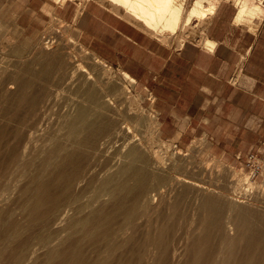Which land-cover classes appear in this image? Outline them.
Segmentation results:
<instances>
[{
	"label": "bare ground",
	"instance_id": "6f19581e",
	"mask_svg": "<svg viewBox=\"0 0 264 264\" xmlns=\"http://www.w3.org/2000/svg\"><path fill=\"white\" fill-rule=\"evenodd\" d=\"M105 1L122 8L152 34L173 35L183 28L186 32L193 22L205 23L219 6L218 0H193L189 6L187 0ZM235 4L236 19L250 20L251 27L252 19L264 16L263 0ZM200 40L207 47L216 46L208 36ZM93 62L104 65L100 72L89 67L94 64L80 62L67 78L68 86H76L82 97L63 101L56 88L50 103L42 106L41 117L28 115L0 130L6 147L20 146L7 147V156L0 160V264H264V193L235 198L242 185L256 187L254 173L235 169L229 195L224 193L229 186L207 173L213 171L207 161L205 166L185 163L184 172L178 170L172 161L176 155L170 159L159 144H152L156 121L132 92L130 84L137 79L127 71L113 74L100 58ZM76 71H81L79 80L73 79ZM222 164L218 166L227 165ZM11 165L18 168L20 179L15 183L10 182ZM198 169L211 180H199ZM183 205L191 209L193 219L188 231L179 232L184 228ZM150 211L157 218L136 221Z\"/></svg>",
	"mask_w": 264,
	"mask_h": 264
},
{
	"label": "crops",
	"instance_id": "0c3cea01",
	"mask_svg": "<svg viewBox=\"0 0 264 264\" xmlns=\"http://www.w3.org/2000/svg\"><path fill=\"white\" fill-rule=\"evenodd\" d=\"M78 4L0 0V14L25 37L39 33L50 12L73 23L86 48L149 89L161 135L177 145L207 136L218 150L264 157V16L252 33L235 22L236 4L224 1L206 24L214 48L189 40L175 47L109 1L89 0L79 14Z\"/></svg>",
	"mask_w": 264,
	"mask_h": 264
},
{
	"label": "rangeland",
	"instance_id": "374dc122",
	"mask_svg": "<svg viewBox=\"0 0 264 264\" xmlns=\"http://www.w3.org/2000/svg\"><path fill=\"white\" fill-rule=\"evenodd\" d=\"M88 1L89 0H76V2L79 3L78 9L80 7V10L82 11L85 4ZM218 1H219L218 5H220L224 1H230L235 6L236 0H218ZM255 1L258 2L260 0H255ZM186 2H187V6H189L190 3L193 2V0H187ZM81 5H83V7H81ZM237 9H238V6H237L236 10ZM236 10H235V12H236ZM79 11H77V12H79ZM5 18H6L5 15L2 16L0 14V124L3 123V125H5V126L1 125L2 127L0 126V130L5 128L6 126L10 127L14 123L17 124L19 122H22V120L26 119L28 117V115H30V116L32 115L33 117H36V119L41 117L42 116V110H43L42 106L50 103L49 100L53 96V95L51 96V94L52 93L54 94V92L56 91V88L58 89V92L60 93V95L64 98V99L62 98L63 101L70 100L69 98L73 99L74 97L75 98L82 97L84 94L82 95V92L79 91V89L76 86L72 87L70 84H69L70 86H68L69 81H67V78H69V79L71 78L70 73L76 69L73 67L77 63H80V62L83 64H86L87 62L91 63V64L87 63L86 64L87 66L94 64V66H89V67L90 68L93 67V71L97 72V73L100 72V69H102V67L104 66L103 64H101L100 66H102V67L100 68L99 65H97L96 63L93 62L96 58H99V57L96 56L92 51H90L88 48H86L80 42V33H79V30L74 26V24L69 22L68 20L62 18V16L55 14L54 12H50L49 20L45 23L44 28L39 33H37L36 35L34 34L32 36H28V37H25L23 35V33L17 27L12 26L8 21L5 20ZM261 18H263V15L260 17L257 16L256 18H254V20L252 18H250V19H252L251 21H253V23L256 24V25L253 24L254 27L253 26L251 27L252 22L250 23V20H247L246 22H244L243 20H240V19L237 20L235 18V22L237 24H240L243 27L249 29L253 33V32H255V29L258 28V24L255 23V20L261 19ZM202 22H200V23H202ZM207 22H208V19L205 23L203 22V24L199 23V25H197L195 22H193L190 26H187L189 29L186 32H184L186 30V28H185V30H183L184 28L181 29L182 32L179 30L180 34H179V32L177 34H174V35L169 33V32H165V33L160 32L157 34H155V33H153V34L156 36L158 35V37H160V39L163 42H165L166 44H168L170 46L180 47L179 41L181 39H185V41L189 40V41L197 42V43L203 45V43L201 42L200 39L207 37V35L205 33ZM193 24L195 27L193 26ZM191 29H193L192 31H194V33H192ZM188 31H189V33H187ZM203 32L205 34H203ZM186 34L189 37L186 36ZM48 36H53L55 38L56 42L51 43V45L48 47H45L46 45H49V43H46V39ZM165 36H167V37H165ZM169 36H172V38ZM40 46H42V47L40 48ZM49 47H51V49ZM43 48H45L46 50ZM37 50L39 51V53ZM30 51H31V53H30ZM61 51H63V52L61 53ZM40 52H41V55H40ZM45 52L46 53L49 52V53L45 54ZM65 52H67V53H65ZM69 53L72 54L73 56H75L73 59V56L71 55V58L73 60L70 58ZM81 54H83V55H81ZM33 55H34V57H33ZM45 55H47V56L50 55V56L47 57ZM54 55L55 56L57 55L56 57L58 59L56 57L54 58ZM58 55H59V57H58ZM51 56H53V57L50 58ZM86 58H88L90 60H88ZM57 60H58V62H57ZM61 60L64 61L63 62L64 65L66 63V65L64 67H63V64L60 65L62 63ZM69 60H72V61H69ZM70 62L72 64H70ZM102 63H105V62L102 61ZM29 65H30V67H29ZM59 65H60V67H59ZM67 65H69L68 68H67ZM41 67H42V69H40ZM106 67L109 69H112L111 72L112 73L114 72L113 74H115L117 76L121 75L124 72V70H122L121 68H117V67H114L111 65L108 66V64ZM65 68L67 70H65ZM55 69H57V70L59 69L58 70L59 73L56 70V72H57L56 76H55V74H53V73H55ZM39 72H41V73H39ZM77 73H79V74L77 75ZM65 74L66 75L68 74L69 76L67 75L68 76L67 77ZM80 74H81V71H78V72L76 71L74 76H73V79L79 80L78 77ZM239 74H240V71H238L236 75L239 76ZM43 75H45L47 78L44 77ZM57 76H60V77L65 76V78L64 77H62V78L58 77L57 78ZM57 79H59L60 81ZM60 82H63L62 86L59 85V84H61ZM130 83L128 82V84H130ZM64 84H65L66 88L63 87ZM135 84H137V85L135 86ZM58 86L61 89H59ZM130 86H131L132 92L134 91L136 93L135 94L133 92V94L136 96L138 95L137 98H138V101H141L140 102V105H142L141 107H144L143 109H145L147 112H149V113L151 112L150 116H153L155 121H156L157 129L153 133V135H152L153 137L151 136L153 138L152 140L155 143L153 142L152 144L155 146H157L159 144L158 148H160L161 152H164V155L165 156L167 155V157H169L170 159L172 158V156L176 155L175 157L172 158V161L174 160L173 162H175L176 166L178 165L177 168L180 167V168H178V170L181 169V171L184 172L183 167L186 164H190L192 162H197V163L200 162V164L202 163V165L208 164V163L212 164L213 171L211 170V167H210L211 173H209L208 171H207V173L210 176H212L211 174H214L213 175L214 178L212 180H214L216 178L215 181L216 180L218 181V179H219L220 182L221 181L225 182V183H222V182L221 183L224 185L225 188H227L229 186L228 187L229 190L224 191V193L225 194L229 193V195H232L231 192L233 191V188H232L233 182H235V180L237 178L236 176H234V173H233L235 169L239 170V171L240 170L244 171L248 174L254 173L253 181L256 180L255 181L257 183L256 187L251 188L250 186H248L246 184L242 185L243 188H242V190H240V196L241 197L235 195V198L237 197L239 199H248L251 196H254V195L256 196L259 193H264L263 192L264 188L259 187L260 184L262 186H264V157L262 155H260L257 150L245 152L243 154H237L234 152H224V151L218 150L212 144V142L210 141V139L207 136H195L190 142H188V144H186L184 146L177 145L173 139H168V138H165L164 136L161 135L158 113L156 111L155 104L153 101V95L149 91V89L146 88L144 85H142L138 81L134 82V84L132 82V85L130 84ZM20 87H21V89H20ZM74 87H75V89H74ZM63 88H64V90H63ZM69 88H70V90H69ZM45 89H47V90H45ZM72 89H74V90H72ZM60 90H61V92H60ZM75 90H76V92L74 93ZM65 91L67 92L66 94H65ZM68 91L70 93H68ZM25 92H27L28 94L24 98V96H21V95L24 94ZM49 92H51V93H49ZM142 97L144 99L143 102H142ZM34 101H36V104L34 103ZM37 102L38 103L40 102L39 105H37L38 104ZM11 119H12V121H11ZM16 119H18V121H16ZM14 120H15V122H14ZM4 122H8L9 124L6 123L7 124L6 125V124H4ZM6 130H8V129H6ZM199 140L201 142L200 144H199V142H196ZM204 141H206V142H204ZM192 142L193 143L195 142V143L193 144ZM164 143H166V144H164ZM5 145H6V143L0 141V150L2 152L0 154V156H1L0 160H2L3 157L7 156V154H8V150H7L8 146L6 147ZM11 145H10L11 148L15 145L13 148H15V150H17V149L20 150V146L18 144L11 143ZM10 146L8 148L11 150ZM198 146H200V147H198ZM252 153L256 155L255 160L250 159V156ZM219 159H220V161H219ZM182 161L183 162L185 161V162L182 163ZM222 162L229 165L230 167H232L234 169H232V168L229 169V166H227L225 164H224L225 168H221V167H224ZM256 164H259V166H260L259 170H256ZM218 165H220L221 167ZM0 168H1V165H0ZM17 169L18 168L16 165H11L9 168L10 172H12V173H10L12 175L10 178V182H12V183H15L17 181V179H20V177L18 176V173H17ZM215 169L217 171H215ZM227 169H228V171H227ZM231 169H232V172H231ZM218 170L219 171L221 170V171L218 172ZM203 171L204 170H202V169H200V171H199V169H198V171L196 170L195 174L196 173L197 174L195 176L199 180H200V178H201V180L205 179L206 181L208 179L211 180L210 176L206 175L207 173H204L206 171H204V172ZM186 172L187 171H185V173ZM215 172H218L219 176L216 175L217 173H215ZM221 172L224 174H221ZM202 174L206 175L205 176L206 178L203 177ZM220 174L224 175V176H221ZM220 176H221L222 180L220 179ZM233 179H234V181H233ZM231 180H232V183L230 182ZM23 182H24V180L21 179L19 183L22 184ZM229 183H230V185H229ZM230 188H232V190ZM248 189H249V191H248ZM241 192H243V193L241 194ZM255 192H257V194ZM249 199H252V198H249ZM181 207L184 209V211L182 208H180V213H181V210L184 213H182V215H180L181 218L179 216L178 217L180 218L181 224L183 221L184 225L182 224V226H184V228H181L179 232H185V231H188V229L191 227V223H189V222H191L193 219L192 218L193 213H192L191 209L190 208L188 209L185 205H183ZM254 209H256V208H254ZM188 212L191 216L187 215ZM151 216L152 217L155 216L154 218H157L156 214L153 213L152 211H150L148 213H145V215H143L140 219H137L136 221L138 223H141L146 218L145 222H147V220L150 219ZM187 217L190 219H188ZM187 219L189 221H187ZM184 220L186 221V225H185ZM145 222H143V223H145Z\"/></svg>",
	"mask_w": 264,
	"mask_h": 264
},
{
	"label": "built area",
	"instance_id": "2783aa9c",
	"mask_svg": "<svg viewBox=\"0 0 264 264\" xmlns=\"http://www.w3.org/2000/svg\"><path fill=\"white\" fill-rule=\"evenodd\" d=\"M46 42L47 43H54L55 42V38L53 36H48L47 39H46ZM250 159L251 160H255L256 159V155L252 153L251 156H250ZM259 169H260L259 164H256V170H259Z\"/></svg>",
	"mask_w": 264,
	"mask_h": 264
}]
</instances>
